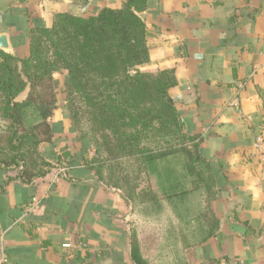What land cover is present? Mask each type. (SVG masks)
I'll return each mask as SVG.
<instances>
[{
    "label": "crops",
    "instance_id": "crops-1",
    "mask_svg": "<svg viewBox=\"0 0 264 264\" xmlns=\"http://www.w3.org/2000/svg\"><path fill=\"white\" fill-rule=\"evenodd\" d=\"M121 5L0 0V35L8 36L9 50L25 56L36 18L50 26L59 12L88 17ZM145 20L151 61L141 68L176 69L178 85L170 93L185 131L202 135L203 154L220 168L212 203L219 232L185 257L189 264H264V0L154 1ZM64 142L55 130L41 150L51 159L62 156ZM62 158L64 164L33 183L0 168V250L8 264H134L131 205L84 164ZM60 168L65 172L58 175Z\"/></svg>",
    "mask_w": 264,
    "mask_h": 264
},
{
    "label": "trees",
    "instance_id": "trees-1",
    "mask_svg": "<svg viewBox=\"0 0 264 264\" xmlns=\"http://www.w3.org/2000/svg\"><path fill=\"white\" fill-rule=\"evenodd\" d=\"M154 1L160 0H122L88 17L59 12L50 26L36 18L27 57L0 48V168L33 183L62 156L69 160L68 152L51 159L41 150L54 141L55 74L66 71V109L78 138L95 149L87 167L98 183L121 191L136 215L131 260L189 264L185 251L220 229L212 208L220 168L203 154L202 135L185 131L170 93L178 85L176 69H141L151 61L150 32L136 11H148ZM27 88L26 99L17 100ZM144 232L155 247L150 256Z\"/></svg>",
    "mask_w": 264,
    "mask_h": 264
},
{
    "label": "rangeland",
    "instance_id": "rangeland-1",
    "mask_svg": "<svg viewBox=\"0 0 264 264\" xmlns=\"http://www.w3.org/2000/svg\"><path fill=\"white\" fill-rule=\"evenodd\" d=\"M30 35V34H29ZM4 51L8 53H12L14 55H17L20 58L27 57V55L24 56V54H18L16 52H12L11 50L3 49ZM142 69V68H141ZM143 70V69H142ZM146 71V70H145ZM66 71L57 72L55 76L59 79V87L57 89V108L55 109L54 115L51 118V122H53V125L55 127V130L57 132V135L59 138H62L65 142L64 148L66 149V152L69 153V160H66L69 165H79L84 164V166L93 172V175L96 177L93 170L87 167V162L90 161V159L95 155V149L92 147L90 142L87 139H79L77 136V133L75 131V128L72 124V121L69 117V113L66 109L67 100L66 95L64 92V79H65ZM28 88L22 92L18 97L17 100H24L27 97ZM1 123V121H0ZM64 159L61 157V160L58 161V164L62 165L64 164ZM107 188V187H105ZM115 189V188H114ZM117 190V189H115ZM119 191V190H118ZM143 237L145 238V252L147 255L150 253V248L148 244V235L146 232H144Z\"/></svg>",
    "mask_w": 264,
    "mask_h": 264
},
{
    "label": "built area",
    "instance_id": "built-area-1",
    "mask_svg": "<svg viewBox=\"0 0 264 264\" xmlns=\"http://www.w3.org/2000/svg\"><path fill=\"white\" fill-rule=\"evenodd\" d=\"M259 160H260L259 162L260 168L262 172H264V151L259 153ZM64 172H65V168H60L58 171V175ZM65 246H69V244H65ZM0 264H8V256L3 250H0Z\"/></svg>",
    "mask_w": 264,
    "mask_h": 264
},
{
    "label": "water",
    "instance_id": "water-1",
    "mask_svg": "<svg viewBox=\"0 0 264 264\" xmlns=\"http://www.w3.org/2000/svg\"><path fill=\"white\" fill-rule=\"evenodd\" d=\"M136 13L141 16L143 19H146V12H138ZM10 47L8 36L6 34L0 35V48L1 49H8Z\"/></svg>",
    "mask_w": 264,
    "mask_h": 264
}]
</instances>
